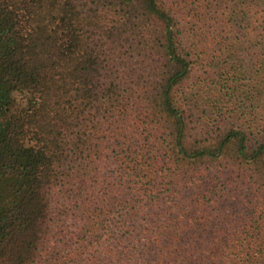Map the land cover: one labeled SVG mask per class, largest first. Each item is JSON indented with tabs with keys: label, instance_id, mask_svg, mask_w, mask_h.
Here are the masks:
<instances>
[{
	"label": "trees",
	"instance_id": "trees-1",
	"mask_svg": "<svg viewBox=\"0 0 264 264\" xmlns=\"http://www.w3.org/2000/svg\"><path fill=\"white\" fill-rule=\"evenodd\" d=\"M0 264H264V0H0Z\"/></svg>",
	"mask_w": 264,
	"mask_h": 264
}]
</instances>
